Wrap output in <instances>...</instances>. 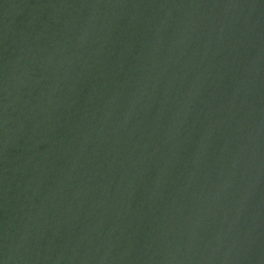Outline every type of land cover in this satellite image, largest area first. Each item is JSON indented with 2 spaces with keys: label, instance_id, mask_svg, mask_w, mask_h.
<instances>
[{
  "label": "water",
  "instance_id": "95a60500",
  "mask_svg": "<svg viewBox=\"0 0 264 264\" xmlns=\"http://www.w3.org/2000/svg\"><path fill=\"white\" fill-rule=\"evenodd\" d=\"M0 264H264V0H0Z\"/></svg>",
  "mask_w": 264,
  "mask_h": 264
}]
</instances>
